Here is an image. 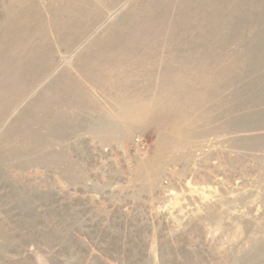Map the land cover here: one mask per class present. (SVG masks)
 Returning a JSON list of instances; mask_svg holds the SVG:
<instances>
[{"label": "rangeland", "instance_id": "1", "mask_svg": "<svg viewBox=\"0 0 264 264\" xmlns=\"http://www.w3.org/2000/svg\"><path fill=\"white\" fill-rule=\"evenodd\" d=\"M0 264H264V0H0Z\"/></svg>", "mask_w": 264, "mask_h": 264}]
</instances>
